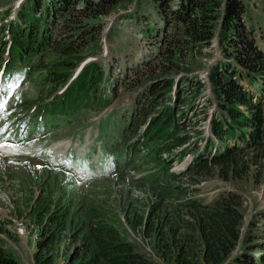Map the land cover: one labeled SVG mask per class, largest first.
Here are the masks:
<instances>
[{
  "label": "rangeland",
  "instance_id": "obj_1",
  "mask_svg": "<svg viewBox=\"0 0 264 264\" xmlns=\"http://www.w3.org/2000/svg\"><path fill=\"white\" fill-rule=\"evenodd\" d=\"M24 1L0 0V88H7L6 95L0 99L3 105L0 107V144L16 146L12 155L0 152V246L19 264H39L37 244L44 238L40 231L48 219H53V225L47 232L55 234L56 243L49 254L54 256L53 264H63L66 256L82 245V223L87 224L95 214L119 230L140 252L152 257L155 264H174L160 257L154 238L151 239L143 229L151 204L157 203L152 194L155 192L170 204L171 212L177 205L182 209L193 203L213 206L230 192L240 194L244 217L241 237L232 257L256 244L257 237L264 232V157L257 166H252L246 178L237 181L223 180L217 171L211 169L209 177L198 181L184 176L187 166L196 164V157L205 152L203 149L210 140H216L211 121L219 111L208 71L221 60L217 43L214 41L209 48L196 53L193 51L187 67L190 72L181 71L173 76L176 88L172 94L176 98L169 104L176 107L177 117L182 119L178 132L190 135V140L167 158L168 155L160 152L159 148L147 149L144 143L148 126L146 123L137 126V123L145 120L146 109L138 114L140 119L133 112L135 106L145 105L144 92L152 81L149 76L154 69L158 73L157 64L164 61L161 57L155 59L158 51L151 45V38L143 32L147 24L154 27L159 22L153 3L130 0L109 15L93 21H88L86 17L89 14L81 10L83 3H78L71 14H57L52 25L48 23L52 27L48 48L44 46L26 58V62L14 65L10 58L12 37L4 23L9 25L11 21H18V12ZM244 4L248 28L253 30L258 46L264 51V0H244ZM40 14L38 12L36 17L41 18ZM148 19L149 23H146ZM56 39L59 45L70 44L81 51L80 60L73 59L74 67H59L68 78L61 84L47 79L49 73L56 69V65L54 68L51 66L58 61V54L51 49ZM77 51L74 55L79 54ZM93 64L99 65L104 74L109 71L105 75L107 78L98 85L96 100L100 102L99 106L83 100L86 95L81 93L68 113L64 112L65 107L55 104ZM100 70L99 67L94 69V79L101 75ZM240 71V84L261 99L264 116V78ZM185 78H190L191 82L182 81ZM178 84L180 95L176 91ZM93 94L94 91L91 98ZM104 99L110 105L105 106ZM160 111H163L162 107L152 111L147 121ZM39 116H43V120ZM6 117H11L12 122L5 124ZM32 119L39 122L45 119L44 122L55 130L49 133L44 129L42 133ZM81 139L88 141L90 146L96 140L105 144L103 167L99 168L105 176H96L97 180L88 185H80L78 179L71 177L69 164L73 150L68 152L69 160L59 161L56 157L59 152L52 150L54 146L61 149L64 143L74 144ZM5 151L10 150L5 148ZM185 151V155L179 157ZM256 152L251 150L246 154L251 156ZM165 158L167 162L162 164ZM37 210L42 215L40 223L36 219ZM130 211H136L143 224L134 223L129 218ZM63 214L67 220L62 233L60 228H55L54 222ZM170 215H175V212ZM167 233L160 232V239L167 237ZM182 234L180 231V237Z\"/></svg>",
  "mask_w": 264,
  "mask_h": 264
},
{
  "label": "trees",
  "instance_id": "obj_2",
  "mask_svg": "<svg viewBox=\"0 0 264 264\" xmlns=\"http://www.w3.org/2000/svg\"><path fill=\"white\" fill-rule=\"evenodd\" d=\"M129 1L26 0L18 12L20 20L4 25L12 37L10 57L14 65L18 62H26V58L34 55L42 47L48 48L52 29L48 23L52 25V19H55L57 14L62 15L68 12L71 14L76 4L83 3L81 10L89 14L86 17L88 21H93L98 17L109 15ZM149 1L155 7L158 24L161 23V26L157 24L151 27L147 24L143 32L151 38V45L158 51L155 59L161 57L164 61L157 64L159 72L157 73L154 69L149 76L152 81L144 92L145 105L135 106L133 111L134 116L140 119L138 114L140 115L146 109L145 120H141L137 126L142 123L148 126V131L144 134L147 149L157 147L169 158L175 154L176 149L189 143L187 141L190 140V135L178 132L182 119L177 117L176 107L169 104L175 102L176 98V95L172 94L176 88L173 76L181 71L190 72L187 67L191 53L209 48L217 40L221 60L213 64L208 71L219 111V115H215L211 121V130L216 140H210L209 144L207 143L208 145L203 149L205 152L196 157V164L190 165L184 176L198 181L199 178L209 177L210 171L215 170L218 176L226 181L246 178L252 166H257L261 157H264V116L261 99H257L255 94L244 88L238 78L241 76L240 70L254 73L261 79L264 78V51L258 46L253 30L248 28L244 0ZM38 12L41 13V18L36 17ZM146 23H149V19ZM59 44L57 39L52 44L51 49L58 54V61L51 66L54 68L56 65V69L49 73L47 79L51 83L61 84L67 77L63 75L59 67H74L76 63L73 59L79 61L81 51L75 50L70 44ZM76 51L78 55H74ZM96 67L100 70V66L96 64L86 68L69 87L64 98L57 101L55 105L65 107L64 112H67L77 95L82 93L86 95L82 98L83 100L91 101L99 106L96 92L98 85L107 78L105 75L109 74V71L104 74V71L100 70L99 80L94 79L93 72ZM184 80L191 82L190 78L182 81ZM179 88L178 84L176 90L178 95H180ZM92 91L95 94L91 98ZM104 100L107 104L105 106L110 105L109 101ZM160 107L163 111L152 115L147 121L148 115ZM251 150H257V154L247 155L246 152ZM185 153L186 151L182 152L179 157ZM203 155L208 157L204 158ZM157 160L154 159L155 162ZM163 160L162 164H166L167 160ZM193 170H195L194 173L188 176ZM171 176L178 177L175 174ZM155 193L152 194L157 203L151 204L144 224L139 221L142 218L136 216L138 210L130 211L129 218L134 223L144 225L143 229L151 239L154 238L155 247L165 262L264 264V232L257 237L259 240L256 244L232 257L241 237L244 217L243 199L239 196L240 194L230 192L219 198L213 206L193 203L182 209L177 205L173 210L175 215L171 216L173 212L169 211L170 204L157 192ZM38 203L39 199L36 204ZM41 205L43 206V203ZM33 212L35 213V210ZM36 214V219H39L40 223L42 215L39 210ZM66 220V214L61 215L54 222L55 228H60V232L63 233ZM53 221L48 219L40 231L44 238L37 244L36 259L39 264L54 263V256L49 254V250L56 243V238L55 234L47 232L53 225ZM128 222L131 223L129 220ZM87 224L82 223L80 229L83 235L82 245L68 257L66 256L63 264H155L152 257L140 252L134 243L127 240L119 230L110 226L99 215L93 214ZM86 230L87 233H85ZM180 231H183L181 237ZM160 232H168L167 237L160 239ZM255 251L259 253L255 254ZM0 264L19 263L4 247L0 246Z\"/></svg>",
  "mask_w": 264,
  "mask_h": 264
},
{
  "label": "snow or ice",
  "instance_id": "obj_3",
  "mask_svg": "<svg viewBox=\"0 0 264 264\" xmlns=\"http://www.w3.org/2000/svg\"><path fill=\"white\" fill-rule=\"evenodd\" d=\"M8 87H10V86H8ZM0 93H2V95H0V99H3V95H6V93H7V88H0ZM4 103H7V101L4 100ZM2 106L3 105L0 104V107H2Z\"/></svg>",
  "mask_w": 264,
  "mask_h": 264
},
{
  "label": "bare ground",
  "instance_id": "obj_4",
  "mask_svg": "<svg viewBox=\"0 0 264 264\" xmlns=\"http://www.w3.org/2000/svg\"><path fill=\"white\" fill-rule=\"evenodd\" d=\"M8 149H9V148H8ZM9 150H10V149H9ZM4 151H5V149H4ZM165 159H166V158H165ZM190 165H191V164H190ZM190 165H188V166H187V168H186V170H185V171H187V169L189 168V166H190Z\"/></svg>",
  "mask_w": 264,
  "mask_h": 264
}]
</instances>
